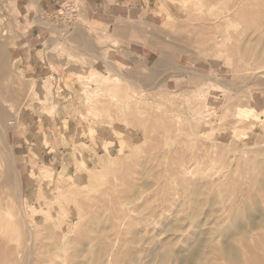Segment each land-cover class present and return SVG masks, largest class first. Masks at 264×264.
Wrapping results in <instances>:
<instances>
[{
    "label": "rangeland",
    "instance_id": "1",
    "mask_svg": "<svg viewBox=\"0 0 264 264\" xmlns=\"http://www.w3.org/2000/svg\"><path fill=\"white\" fill-rule=\"evenodd\" d=\"M90 5L22 93L0 0V264H264V0Z\"/></svg>",
    "mask_w": 264,
    "mask_h": 264
},
{
    "label": "crops",
    "instance_id": "2",
    "mask_svg": "<svg viewBox=\"0 0 264 264\" xmlns=\"http://www.w3.org/2000/svg\"><path fill=\"white\" fill-rule=\"evenodd\" d=\"M75 1L80 0H15L22 17V22H20L22 32L18 38H9L8 40H16L17 43L10 48L13 63L22 74V86L24 88L21 91L22 93H27L29 87H34L39 91L40 88L44 87L45 81H51L52 77L57 80L66 77V85L69 84L67 70L60 69L59 71L53 69L52 63H55V59L51 52L54 40L52 36L55 34L53 30L65 28L58 23L50 22L49 19L50 15L57 11L59 7L64 4L73 5ZM109 5L112 7L122 6L123 0H91L90 6L95 13L105 14L106 7ZM52 82L55 81L52 80ZM35 105L31 104L30 107L29 105L26 107L25 116L28 123L33 124V120H35V123L45 124L44 117L41 115L40 117L38 115L30 116L31 111L29 109L34 111L39 108Z\"/></svg>",
    "mask_w": 264,
    "mask_h": 264
},
{
    "label": "bare ground",
    "instance_id": "3",
    "mask_svg": "<svg viewBox=\"0 0 264 264\" xmlns=\"http://www.w3.org/2000/svg\"><path fill=\"white\" fill-rule=\"evenodd\" d=\"M39 98V97H38ZM43 98H44V96H43ZM2 110V109H1ZM4 114V113H3ZM1 115V114H0ZM260 116V115H259ZM4 117H2V119H3ZM3 121V120H2ZM3 123V122H2ZM1 124V123H0ZM3 124H5V123H3ZM7 124V123H6ZM7 126V125H6ZM4 127V126H3Z\"/></svg>",
    "mask_w": 264,
    "mask_h": 264
}]
</instances>
